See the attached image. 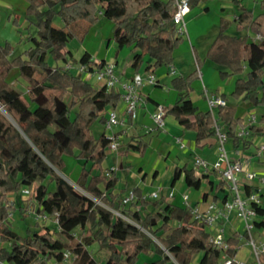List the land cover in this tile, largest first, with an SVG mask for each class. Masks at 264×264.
<instances>
[{
	"label": "trees",
	"instance_id": "16d2710c",
	"mask_svg": "<svg viewBox=\"0 0 264 264\" xmlns=\"http://www.w3.org/2000/svg\"><path fill=\"white\" fill-rule=\"evenodd\" d=\"M201 1L189 0V9ZM232 1L238 32L228 33L229 21L220 18L204 58L214 63L221 78L234 76L229 92L233 99L264 105V0H259L261 10L256 14L240 0ZM26 2L24 15L35 29L28 30L18 42H28V46L13 55L14 45L8 40L0 42V107L11 117L0 110V259L9 264H48L50 259L60 261L62 252L70 248L78 264H99L87 249L93 242L108 250L104 264H135L140 253L156 256L145 264H221L223 253L234 258L240 234L233 231L225 235L226 249L212 245L210 231L193 213V206L163 196H146L140 186L130 190L131 199L123 200L128 193L122 195L123 189L116 188L119 176L115 168L103 166L111 141L104 131L106 110L118 104L120 93L90 82L67 64L84 63L88 70L106 64L103 58L91 59L87 50L75 63L67 48L72 39L84 41L99 12L114 25L109 39L116 52L122 48L131 52L133 70L137 72L143 65L145 71L154 72L159 65L171 64L174 50L183 40L173 20L174 0ZM56 17L61 21L58 25L54 24ZM243 30L259 34L261 41H253ZM48 55L55 63L48 61ZM201 62L197 58L198 65ZM198 78V68L171 78L176 97L165 107V115L182 129L193 130L195 145L201 146L214 134V118L209 109H198L192 102L190 92ZM14 81L24 84V93L12 85ZM222 95L225 103L217 106L216 121L234 148L246 149L255 135L264 134V116L246 120L236 104ZM94 121L102 127L98 135L91 129ZM238 127H245L247 134L238 136ZM149 142L147 132L136 133L121 141L117 151L124 155L135 150L143 155ZM65 154L82 160L74 183L59 173L65 166ZM180 171L194 188L206 176L185 164L175 168L173 180ZM35 181L39 183L29 188ZM51 182L53 188H49ZM222 183L216 186L223 187ZM24 186L39 214L55 216L58 234L37 221L27 226L23 235L11 229L8 213L16 204L21 206ZM243 190L249 194L257 187L244 184ZM9 193H14L18 203L9 205ZM207 195L204 192L203 198ZM212 197L217 199L218 195ZM252 205L256 212L253 226L264 228V205L259 201ZM77 227L81 228L80 238L71 246L68 239L75 236Z\"/></svg>",
	"mask_w": 264,
	"mask_h": 264
},
{
	"label": "crops",
	"instance_id": "0c3cea01",
	"mask_svg": "<svg viewBox=\"0 0 264 264\" xmlns=\"http://www.w3.org/2000/svg\"><path fill=\"white\" fill-rule=\"evenodd\" d=\"M240 2L250 9L251 6L254 5V2L259 4V0H240ZM4 3L13 8V4H11L10 1L4 0ZM25 3L27 5V2ZM26 5H23L24 10ZM235 15L236 8L232 0H203L196 7L194 6L188 9L184 14L183 21L185 31L183 40L174 50L173 62L167 65H159L155 68V84L145 83L142 86L144 95L152 99L147 98L145 100L135 120L132 121L125 117L124 123L114 127V131L117 132L120 142L126 141L133 134L146 132L150 140L143 155H140L135 150H129L124 155L121 154L120 151L114 153V163L110 166L115 168L116 174L119 176L116 188L123 189L122 195H126L133 187L140 186L142 192L146 196L150 197L152 192H156L157 196H163L166 200L170 199L169 201L183 205L185 204L183 193H186L189 205L197 207L200 211L206 210L208 204L212 201L221 204L224 195H227L228 198V193L223 189L224 186H216V184L222 180L216 170L204 169L193 164L195 156H199L209 162L216 159V135L213 134L211 138L205 140L203 145L197 146L195 145V132L193 130L182 129L169 115H165L164 128H156L151 118V113L156 103H160L167 108L175 100L176 92L170 84V80L174 75L178 73L186 74L198 68L199 78L194 83V89L190 92L192 102L198 109H209L207 96H223L222 94H224L227 96V100L236 104L239 114L244 119L257 121L260 117L264 116V105L255 106L250 105L247 101L233 99L229 95V92L233 88L234 76L231 75L221 78L214 63L204 58L209 45L218 32L220 18L227 19L229 21L228 26L233 25L235 27V21H233ZM102 19H98L97 22L99 23ZM29 26H27L28 29H30ZM99 28L100 30H97L94 35L80 45L81 49L87 50L91 54V59L95 61L103 58L106 63H112L114 72L119 75L121 79L130 78L132 74L136 72L131 67V52L127 48L120 49L118 52H115L114 55H112L110 49L103 51L100 45L101 39L108 36L109 31L112 32L113 23L109 20L102 21ZM100 32L102 37H99ZM237 32L236 30V33ZM242 32L248 33L252 39L256 38L255 36L257 35V33L250 32L249 30H243ZM110 35L111 34H109V36ZM88 40H94V45L91 47L87 45ZM259 40H261V37L259 39L256 38V41ZM104 46L108 47L110 43L104 40ZM126 57L128 58L127 60H125ZM197 58L202 59L200 65L197 63ZM171 68L173 71H171ZM137 72L143 75L147 73L143 65ZM212 109L216 116L217 106H214ZM115 110L120 118L124 117L121 100L115 106ZM148 130H150V132H148ZM261 144H264V137L255 135L251 145L246 149L234 148L228 141H226L225 147L230 159L239 158L242 162L243 170L240 174L241 186H244V184L256 186L257 190L255 192L259 196V203L264 205V183L258 179L260 175L264 176L263 157L258 153L259 145ZM81 162L82 160L80 164ZM135 163L137 165L136 167L134 165ZM185 164L195 167L196 174L202 172L206 174L205 177H202L198 188L188 185L184 179L183 171H180L176 179L173 180L175 168L182 167ZM77 167H73V170L70 172L71 176H73L70 180L75 179ZM119 170H121L122 173L119 174ZM246 171L255 172L256 177L247 179L245 176ZM168 172L171 175V180L169 182L170 190L167 195L165 194L166 196L164 194L160 195L158 191L153 188V184L155 181L159 180V178L166 176ZM70 180L68 181L71 182ZM159 188L158 186L157 189ZM204 192H208L205 199L203 198ZM214 193L218 195L217 199L212 197ZM217 222L224 227V233H227L225 235L233 231L240 234V244L234 258L243 261L244 264H255L249 261V254H251L252 247L247 242V238L248 235H251L256 243H260L264 239V228L253 227L249 234L247 232L244 234V220L240 216H237L234 211L221 215ZM252 230L254 233H252ZM253 235L255 237H253ZM193 264H195V261Z\"/></svg>",
	"mask_w": 264,
	"mask_h": 264
},
{
	"label": "built area",
	"instance_id": "2783aa9c",
	"mask_svg": "<svg viewBox=\"0 0 264 264\" xmlns=\"http://www.w3.org/2000/svg\"><path fill=\"white\" fill-rule=\"evenodd\" d=\"M176 9L173 13V20L176 24L177 31L182 35L184 34L185 27L183 16L189 9V0H174ZM260 38L259 34L255 36ZM70 67H73L76 73L82 75L85 79L89 80L91 75H95L96 84L105 85L107 88H113L120 93V98L122 101V108L124 117L120 118L115 110V107H110L106 110V120L104 122V131L106 135L111 138V141L107 145L111 150L117 151L118 144L120 143L119 137L114 131V127L124 123L125 117L130 120H135L138 115V111L142 104L145 102V95L142 92V86L145 83L154 84L156 82V76L154 72L150 71L146 74H141L140 72H135L130 78L121 79L119 75L114 72V66L112 63H106L100 69L88 70L86 64L78 63L76 65L67 63ZM171 71L173 69L171 68ZM207 101L209 104V110L211 111L214 121L213 128L214 134L217 138L216 146V159L209 162L199 156H195L193 159V164L195 166L202 167L204 169L216 170L221 179L223 180V189L228 193V198L221 202H210L208 207L204 211H200L197 207H192V211L196 216L201 217L210 235L208 237L209 242L212 245L223 249L227 248V242L225 240L224 227L218 224V218L221 215L228 214L234 211L237 216H240L244 220V229L249 234L253 226V219L256 217L255 209L252 202H258L259 196L256 192H251L245 194L243 186L240 184V174L243 170L242 162L238 159H230L228 156L225 143L227 141V136L224 130L218 125L216 116L213 113V107L218 105H223L225 99L221 95H214L211 97L207 96ZM165 111L164 105H156L151 113V118L154 122L156 128H164L165 125ZM237 135L242 136L247 134V129L245 127H240L237 129ZM264 144L259 145L258 153L264 157ZM245 176L247 179H253L256 177L255 172L246 171ZM258 179L264 183V177H258ZM23 197L29 196V189L24 188ZM26 195V196H25ZM151 197H156L157 193L152 192ZM133 197L132 191L124 197V201H127ZM183 200L186 205L188 203V197L186 193H183ZM12 198H8V203L12 204ZM31 206V205H30ZM31 211V207L28 212ZM47 217L46 214H41ZM8 216H11V211H9ZM52 216V215H51ZM57 221L55 216H52ZM247 242L251 245L255 259L258 264H264V241L256 243L251 235H248ZM76 257L70 248L65 249L62 252V258L60 261H54L50 259L48 264H71V260ZM234 260L237 264H244L243 261L232 258L226 253L222 255L221 264H230ZM0 264H9L8 262L0 259Z\"/></svg>",
	"mask_w": 264,
	"mask_h": 264
},
{
	"label": "rangeland",
	"instance_id": "374dc122",
	"mask_svg": "<svg viewBox=\"0 0 264 264\" xmlns=\"http://www.w3.org/2000/svg\"><path fill=\"white\" fill-rule=\"evenodd\" d=\"M8 1H10V3L13 4V8L7 6L4 3V0H0V42H4L5 40L10 41L14 45L13 55H15V54L19 53L21 50H23L25 47L28 46V42H25V41L18 42V40L21 37H24L28 30L33 31L35 28H34V25H32V24L29 26L28 21L25 20L26 19L25 15H24L25 10L23 8L24 7L23 5L24 4L26 5V3H25L26 0H8ZM252 1H254V0H252ZM251 9L255 13H257L261 10L259 4H256L255 2H254V5L251 6ZM98 19H102V21L109 20L107 18H104L103 14L101 12L98 13ZM97 21L90 28V30H89L88 34L86 35L84 41L85 40L87 41V39H89L92 35H94L97 30H100L99 27H100L102 21L99 20L100 21L99 23ZM60 23H61L60 18L56 17L54 19V24L58 25ZM27 26H29L30 29H28ZM113 27H114V25H113ZM104 31H105V29H104ZM227 31H228V33H236V28L233 25H229L227 28ZM109 34L112 35V32L109 31L108 36L103 37L102 39L100 38L101 39L100 45H101L103 51H105L106 49H110L112 51V55H114L116 52L115 43L112 41V39L111 40L109 39L111 37V35L109 36ZM99 37H102L101 32L99 33ZM104 40H105V42L106 41L109 42L110 46H108V47L104 46ZM252 40L256 41V38H253ZM260 41L261 40H259L257 42H260ZM83 42H80L77 39H72L71 41H69L67 43V48L71 49V52H72V56L69 57V59L73 60L75 63L78 62V58L80 57L81 53L83 52V50L80 47V45ZM94 43H95L94 40L93 41L88 40L87 45H89L91 47L92 45H94ZM47 59L50 63H55L54 60L49 55L47 56ZM127 59L128 58L126 57L125 60H127ZM60 62H62V61L60 60L59 63ZM95 79H96L95 75L93 74L89 78V81L92 83H95L96 82ZM11 83L21 93L25 92V87H24V84L22 82L14 81ZM65 99L67 102L69 101L68 96ZM0 110L6 114L5 110L2 107H0ZM8 118L11 119L10 116H8ZM91 129L95 135H98V133L102 129L100 122L94 121L91 124ZM259 136L264 137V135H259ZM114 153H116L115 150H111L109 147L106 148V157H105V160L103 161V166L111 167L110 165L114 163V157H115ZM64 159H65V166L61 170H59V173L63 177H65L67 180H70L71 178H73V176H71L70 172L73 170V167H75V166L76 167L78 166L77 167L78 169L76 168L77 172H76L75 177L77 176V174L79 172L81 160H78L74 156H71L68 154L64 155ZM75 164H78V165H75ZM134 165H135V167L137 166L136 163ZM120 173H122L121 170H119V174ZM260 177H264V176L260 175ZM170 180H171V175L168 172V174L166 176L161 177V178H159V180L154 182L153 188H155L160 195L161 194L167 195V193L170 190V186H169ZM70 181H71V183H74L73 180H70ZM38 183H39L38 181H35L34 183L31 184V186H28V187L33 188ZM158 186L160 187L159 189H157ZM25 187H27V186H24V188ZM49 188H53V182H51L49 184ZM8 198H12V200H13L12 202L16 201L14 193H9ZM168 200H170V199H168ZM19 202L21 204L20 207L16 206L17 205L16 204L15 207H13L11 209V216H9V226L11 227V229H13L17 233L23 235L26 233V227L29 225H32L34 222L37 221L39 224H44V225H47L48 227H50L51 229H55L56 234H58V226L55 222V219L51 215L44 217L41 214H39L36 211V204L32 199L27 198V197H23V198H21V200ZM263 202H264V200H263ZM9 205H11V204H9ZM30 207H31V211L28 212ZM21 211H25L24 214ZM80 231H81V228L77 227L75 229V233H76L75 236L71 239H68L71 246H74L76 244V242L79 240ZM252 233H254L253 230H252ZM225 234H227V233L225 232ZM253 237H255V236L253 235ZM262 241H264V239ZM87 249H88L89 253L98 261L99 264L105 263V260L108 256V250L106 248H101V247H99L97 242H93L92 244L87 246ZM155 257L156 256L154 254H151V253H148V254L140 253L135 264H145V261L154 259ZM249 261L254 262L255 264H258L256 259H255L254 254L252 253V250H251V254H249ZM71 264H78L76 257H74L71 260Z\"/></svg>",
	"mask_w": 264,
	"mask_h": 264
}]
</instances>
